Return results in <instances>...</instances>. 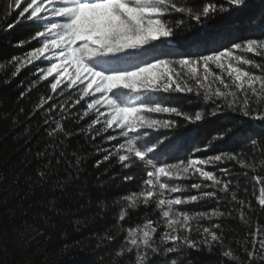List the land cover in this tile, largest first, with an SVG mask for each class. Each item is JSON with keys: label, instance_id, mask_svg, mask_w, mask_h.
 Segmentation results:
<instances>
[{"label": "trees", "instance_id": "1", "mask_svg": "<svg viewBox=\"0 0 264 264\" xmlns=\"http://www.w3.org/2000/svg\"><path fill=\"white\" fill-rule=\"evenodd\" d=\"M174 2L194 14L212 0ZM248 4L243 12L217 18L204 27L189 20L187 11L173 13L167 19L188 21L183 31L152 42L143 52L131 50L128 55L95 58L92 66L105 72L131 70L143 62H153V52L158 59L178 60L181 54L196 59L232 43L264 40V26L248 23L253 14L258 18L264 13V0H248ZM17 17L9 0H0V264H138L137 252L142 247L128 251L131 245L126 237L128 229L142 228L148 220L158 225L152 244L159 253H149L152 264H171L173 260L176 264H264V249L259 244L253 248L254 241L264 240V206L259 204L264 199V90L253 93L251 88H239L217 95L214 89L198 88V80H192L180 85L191 91L171 89L159 97L165 106L175 107L181 114L154 117L174 122V127L152 133L163 141L161 154L154 158L157 166L159 162L186 166L190 159L221 155V161L202 167L222 181L219 187L229 184L227 191L221 192L198 174L169 179L168 184L178 185L181 191L166 192L168 198L200 197L196 202L173 206L190 216L191 231L180 234L197 241L199 250L162 243L166 222L156 206L159 197L147 206L139 201L135 209L126 202L128 196L145 190V162L153 157L135 164L126 161L128 167H123L113 155L96 166L123 140L108 141L107 136L117 133L104 132L102 122L92 126L94 112L81 119L90 98L82 97L80 87L61 86L53 92V81L40 78L38 64H27L13 75L18 67L12 63L13 57L23 58L41 46L32 40L35 32L42 30L40 26L23 22L7 28ZM21 41L23 46H17ZM246 55L251 59L250 73L264 78V50ZM50 96L53 99L48 101ZM42 99L48 102L37 111ZM52 104L56 108L51 117L63 130L50 137L48 132L55 122L49 126L44 121ZM198 114L200 121L195 120ZM140 143H144L143 136L138 146ZM233 155L234 159H228ZM40 172L45 173L43 179ZM125 176L134 179L125 181ZM193 184L201 188L194 189ZM211 191L216 192L215 197L201 195ZM204 228L216 232L220 239L202 243ZM168 247H175L176 252L167 254ZM229 251L232 255L225 256ZM249 251L255 253L252 260Z\"/></svg>", "mask_w": 264, "mask_h": 264}, {"label": "snow or ice", "instance_id": "2", "mask_svg": "<svg viewBox=\"0 0 264 264\" xmlns=\"http://www.w3.org/2000/svg\"><path fill=\"white\" fill-rule=\"evenodd\" d=\"M13 2L19 8L22 0H13ZM23 3L27 6L19 12L15 23L8 24L7 28L12 29L16 24L23 22H31L40 26L42 30L36 31L32 40L37 41L41 46L27 52L23 58L13 57L12 63L18 64L16 73L13 75L18 74L20 68L27 64L37 60H46L50 66L46 70H39L42 73L40 78L46 79L55 73L54 82L50 84V87L53 92H56L60 85L65 84V80H62L61 77L71 66L75 79L69 78L66 86L72 88L73 85H77L81 88L82 97L90 98L81 119L87 116L89 111L94 112L96 119L92 121V126L102 122L104 132L112 130L117 133L115 136H107L108 141L123 140L114 149L108 150V154L103 157L102 161H97L96 166L99 167L103 161L109 160L113 155L117 156L123 167H128L125 162L133 157L144 161L151 155L153 159H147V163L152 166V170L147 172V178L143 181L145 190L139 194L128 196L126 198L128 207L135 209L139 201L147 206L154 197H159L156 200V206L162 210V216L166 222L164 224L166 231L161 235V242L183 244L199 250L197 241L190 239L188 235L180 234L183 230L191 231L190 216L185 212L174 210L173 206L196 202L200 197L167 198L166 192L176 193L181 189L178 185L170 186L163 182L162 178H186L190 174H198L219 187L222 181L213 172L206 171L202 165L221 161L223 157L216 155L199 161L190 159L187 166L182 163L169 165L164 162H159V166H157L154 158L161 154L160 146L163 141L156 139L152 133H159L160 129L172 128L174 122L157 120L149 114L176 113L180 115L181 113L175 107L162 106L158 102L148 103L143 98L145 94L159 93L173 88L172 81L176 73L171 65L174 63H178L182 67H190L192 73L197 71V67H193V65L200 66L201 64L205 72L209 71L210 64L224 70V61L233 59L234 50L243 47L248 52H255L258 47L264 48V40L248 39L243 43H232L230 47L211 50L208 54L199 55L196 59L182 54L178 60L158 59L155 58L157 53L153 52L150 53L153 62H143L142 66H133L131 70L105 72L98 70L90 62L96 57H110L116 56V54L128 55L127 50L143 52L146 46H150L152 42L173 37L177 31H183L184 25L188 23L183 19L179 21L167 19L173 13L187 11L189 20H194L197 27H204L217 18H229L243 12L249 7L248 0H212L194 14L191 9L178 7L174 0H30V2L23 0ZM253 22L264 26V13L258 18L255 14L250 16L248 23L252 24ZM224 30L227 31V26ZM24 43V41L18 42L17 46H23ZM244 63L251 62L245 60ZM227 67L230 70L229 75H235V81L239 82L238 86L243 87V78H247L248 87L252 89L253 93L257 91L253 86L256 82H259L260 89L264 90V78L243 71L239 67H233L232 63H228ZM114 90H127L134 94L135 98L128 102H121L115 97ZM175 90L191 91L190 88H181L179 84H176ZM94 94H99V98H96ZM20 95L23 97L25 93L22 92ZM217 95L224 94L218 92ZM52 99L53 97H48V101ZM48 101L42 99L36 110L43 109ZM60 107L62 111H66L63 105ZM55 108L56 105L52 104L46 113L49 118L44 121L49 126L55 122V127H51L48 132L50 137L55 135L58 130H63L62 124L51 117V112ZM102 108L107 111H102ZM195 120L200 121L201 116L196 115ZM142 136L144 143H140L138 146ZM153 140L155 142H152ZM149 144L151 146H148ZM121 152L126 154H121ZM38 155L43 156L45 153H38ZM48 155L51 157L54 152L48 153ZM63 155L64 153L61 152V156ZM234 158V155L228 157V159ZM50 163L51 159H49ZM57 163H59L58 158ZM38 175L43 179L45 173L40 172ZM123 179L128 181L134 178L125 176ZM228 187V183H223V187H219V190L225 192ZM192 188L200 189L201 185L193 184ZM201 195L215 197L216 192H203ZM259 204L264 206V199H260ZM120 219H124L123 214ZM157 226L152 220H148L142 228L128 229L126 239L131 245L128 251L142 247V251L137 252L138 264H152V256L149 253H159V249L152 244ZM203 234L205 239L202 243L205 244L220 239L216 232L210 231L208 228L203 229ZM209 235L210 240L207 239ZM256 244L264 249V240L254 241V249ZM165 252L169 255L173 254L176 252V248L168 247ZM224 255L231 256L232 253L229 251ZM247 255L249 260L255 258L254 251H249ZM171 264H176V261H171Z\"/></svg>", "mask_w": 264, "mask_h": 264}, {"label": "rangeland", "instance_id": "3", "mask_svg": "<svg viewBox=\"0 0 264 264\" xmlns=\"http://www.w3.org/2000/svg\"><path fill=\"white\" fill-rule=\"evenodd\" d=\"M29 2H30V0H29ZM9 5L16 11L17 16L19 15V12L22 11L23 7L27 6L25 3H23V0L21 3V6L19 8H17L15 6L13 0H9ZM58 22L62 23L63 21H58ZM259 49L260 48L258 47L255 52L258 53ZM261 49L264 50V48H261ZM127 51L130 52L131 50H127ZM247 52L248 51L243 47L239 50H234L233 59L224 61V64H225L224 70L217 68L214 64H210L209 65V71L205 72V70L203 69V66L201 64L200 66L193 65V67H197V71H196V73H192L190 67H182L178 63H174L171 65V68L176 73V75L173 76V81H172L173 88L172 89H175L176 84L182 85V82H189L192 80H198L199 82L198 81L196 82V86L198 88H201V89L203 88L206 91L214 89L217 92H221V93L228 92V93H230V92L238 91L239 88L246 89V90L250 89L248 87L247 78H243V87L238 86L239 82L235 81V75L234 74L229 75L230 70L227 67L228 63H232L233 67H239L243 71L250 73V71L248 70V66L250 65V63H244L245 60L251 62V59H249L246 55ZM96 58H98V57H96ZM237 58H239V59H237ZM53 62H57V61H53ZM65 63H66V61H65ZM31 64H38L44 70H46L47 67L50 66V64L46 60H37ZM54 76H55V73L53 74L52 77H48L46 79H51L54 82ZM69 78L75 79V76L73 75V68L71 66L68 68V71L64 72V75L61 77L62 80H65V84H62L59 87L66 86ZM253 86L257 90H260L259 82H256ZM73 87H78V86L73 85ZM114 92H115V97L118 100H120L121 102H128V101L134 100V98H135L134 94L128 92L127 90H114ZM163 92H165V91H161L159 93H154V94H145L143 99L145 100V102H148V103L158 102V103H161L162 106H165L161 101H159V97L163 95ZM124 94H127L128 97L123 98L122 96ZM94 95L96 98H99V94H94ZM167 107H170V106H167ZM101 110L107 111V109H104V108H102ZM160 114L163 115L166 113H150L149 115L152 118H154V117L160 116ZM102 125H103V123H102ZM103 127H104V125H103ZM110 131H112V130H110ZM112 132H114V131H112ZM121 154H126V153L121 152ZM127 162H129L131 164H135L136 162H140V160L133 157L132 159H130ZM187 165H188V163L186 164V166ZM145 166H146L148 171L152 170V166L149 165L147 162H145ZM190 172H191V170H190ZM168 180H169V178H162V181L165 183H168ZM165 196L167 197L168 194L165 193Z\"/></svg>", "mask_w": 264, "mask_h": 264}]
</instances>
